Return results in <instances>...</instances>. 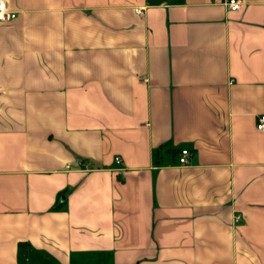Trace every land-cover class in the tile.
Wrapping results in <instances>:
<instances>
[{
	"label": "crops",
	"instance_id": "0c3cea01",
	"mask_svg": "<svg viewBox=\"0 0 264 264\" xmlns=\"http://www.w3.org/2000/svg\"><path fill=\"white\" fill-rule=\"evenodd\" d=\"M6 1L0 264H264V0Z\"/></svg>",
	"mask_w": 264,
	"mask_h": 264
},
{
	"label": "built area",
	"instance_id": "2783aa9c",
	"mask_svg": "<svg viewBox=\"0 0 264 264\" xmlns=\"http://www.w3.org/2000/svg\"><path fill=\"white\" fill-rule=\"evenodd\" d=\"M243 5V0H226L225 6L230 11H237ZM137 12L142 14L141 10L137 9ZM17 18L16 11L9 7L6 0H0V23L9 22ZM257 129L259 131H264V115L258 119ZM190 152L188 149H181L179 152V162L183 165L188 163ZM116 162L120 163V158L116 157ZM242 218L241 215H237L235 221H239Z\"/></svg>",
	"mask_w": 264,
	"mask_h": 264
}]
</instances>
